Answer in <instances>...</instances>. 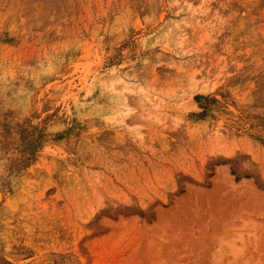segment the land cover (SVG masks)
<instances>
[{
  "label": "rangeland",
  "instance_id": "374dc122",
  "mask_svg": "<svg viewBox=\"0 0 264 264\" xmlns=\"http://www.w3.org/2000/svg\"><path fill=\"white\" fill-rule=\"evenodd\" d=\"M0 264H264V0H0Z\"/></svg>",
  "mask_w": 264,
  "mask_h": 264
}]
</instances>
